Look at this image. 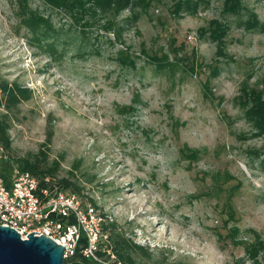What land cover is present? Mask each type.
Listing matches in <instances>:
<instances>
[{
  "label": "rangeland",
  "instance_id": "obj_1",
  "mask_svg": "<svg viewBox=\"0 0 264 264\" xmlns=\"http://www.w3.org/2000/svg\"><path fill=\"white\" fill-rule=\"evenodd\" d=\"M209 2L178 18L172 1L155 0L125 30L132 68L113 33H78L69 15L31 0L57 30L43 38L24 25L20 0H0V119L11 153L60 160L54 176L94 199L125 264H264V248L249 252L264 238V167L250 152L264 135L241 137L251 125L234 98L248 74L252 84L264 77V33L239 26L247 10L234 16L224 0ZM244 4L264 21V0ZM213 18L230 27L226 57L200 36ZM142 49L170 60L159 66Z\"/></svg>",
  "mask_w": 264,
  "mask_h": 264
},
{
  "label": "trees",
  "instance_id": "obj_2",
  "mask_svg": "<svg viewBox=\"0 0 264 264\" xmlns=\"http://www.w3.org/2000/svg\"><path fill=\"white\" fill-rule=\"evenodd\" d=\"M51 9L64 12L72 19L73 25L76 27L78 33H86L91 28L99 27L108 34L113 33L115 39L121 42L124 49H121L120 54L122 64L124 67L135 68L136 61L132 59V47L126 44L125 30L130 24H136L141 18V14L147 13L152 7L155 0H43ZM172 1L173 14L178 18L186 15L194 16L202 9H206L210 2L209 0H170ZM31 0H20V7L22 8L23 23L28 27L39 31L43 38L53 35L57 30L49 15L36 10L30 6ZM129 10L130 14L119 20L124 11ZM247 10L248 18L241 20L240 25L249 32L260 31L264 33V21L261 20L258 13L254 10H248L244 4V0H224L223 13L234 14L237 16L242 11ZM230 27L227 23L221 22L218 18H213L209 21L208 26L199 28L201 37H205L207 41L216 43L217 56L226 57L227 35ZM41 40V39H40ZM38 40V41H40ZM147 58L155 62L159 66H165L169 58L168 54L159 56L158 54L151 55L145 49H142ZM178 53V52H176ZM177 55V54H176ZM174 55V58L181 63L184 58H179ZM195 67H190L194 71ZM253 75L248 74L246 78L241 81L238 95H235L236 104L241 107L245 119L251 125L250 132H243L242 138H255V136L264 135V77L257 79L254 83H250ZM207 82L204 83L205 86ZM128 109L134 108L133 104L127 105ZM7 127L0 119V176L4 177L6 184L11 183L12 176L17 169L27 170L40 177H45V174L56 175L62 168V162L56 158L48 161L45 157L41 158L38 153H31L29 155H12V138L7 132ZM6 152H10L8 155ZM259 161V165L264 167V147H256L250 149ZM44 154V153H43ZM74 173L70 172V175ZM58 183L63 188H68L71 191H76L79 194L83 193L82 185L78 180H72L70 176H62L58 178ZM83 195V194H82ZM88 200L96 204L93 198L88 197ZM97 205V204H96ZM104 216V212H100ZM105 217V216H104ZM104 226V222H103ZM102 226V227H103ZM86 241V235L83 234L80 243ZM108 244V241H107ZM110 245V244H109ZM264 248V238L259 239L257 246L249 249L253 257L258 256L260 249ZM104 254V253H103ZM117 255V254H116ZM118 257V256H117ZM120 258V257H119ZM121 259V258H120ZM67 264H102L94 258H87L80 252V247L75 255L68 256L64 259ZM125 264V263H124Z\"/></svg>",
  "mask_w": 264,
  "mask_h": 264
},
{
  "label": "built area",
  "instance_id": "obj_3",
  "mask_svg": "<svg viewBox=\"0 0 264 264\" xmlns=\"http://www.w3.org/2000/svg\"><path fill=\"white\" fill-rule=\"evenodd\" d=\"M2 147L0 151L2 152ZM83 195L60 186L56 176H37L17 169L8 185L0 176V222L26 238L33 230L50 235L64 245V259L80 252L102 264H124L107 244L105 217ZM86 241L80 243L82 236ZM104 253V254H103Z\"/></svg>",
  "mask_w": 264,
  "mask_h": 264
},
{
  "label": "water",
  "instance_id": "obj_4",
  "mask_svg": "<svg viewBox=\"0 0 264 264\" xmlns=\"http://www.w3.org/2000/svg\"><path fill=\"white\" fill-rule=\"evenodd\" d=\"M33 230L24 238L13 226L0 222V264H67L64 245Z\"/></svg>",
  "mask_w": 264,
  "mask_h": 264
}]
</instances>
